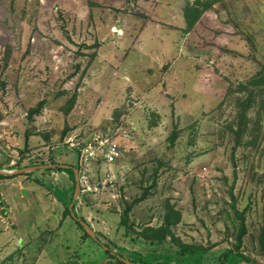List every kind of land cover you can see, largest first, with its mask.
Segmentation results:
<instances>
[{
	"label": "rangeland",
	"instance_id": "374dc122",
	"mask_svg": "<svg viewBox=\"0 0 264 264\" xmlns=\"http://www.w3.org/2000/svg\"><path fill=\"white\" fill-rule=\"evenodd\" d=\"M105 139L124 158L82 165ZM0 154L2 170L56 166L23 174L46 189L14 212L24 242L0 264L115 263L103 245L264 264V0H0Z\"/></svg>",
	"mask_w": 264,
	"mask_h": 264
},
{
	"label": "trees",
	"instance_id": "16d2710c",
	"mask_svg": "<svg viewBox=\"0 0 264 264\" xmlns=\"http://www.w3.org/2000/svg\"><path fill=\"white\" fill-rule=\"evenodd\" d=\"M187 6L188 7H186V9H185L186 19L192 25V22L194 21L196 16L194 17L193 20H191L190 19V12L192 10H194V8H190V4H187ZM257 82H255V83H257ZM72 107H73V103H71L70 108L72 109ZM37 112H38V110H37ZM174 140H175V136H173V138H172V141H174ZM22 168L23 167H19V169H22ZM0 169H3L1 167V165H0ZM63 171L65 173H67V171L71 173L70 178L73 181V187L75 189L76 183H75L74 171L72 169H67V171H65V170H63ZM0 178H5V176L0 175ZM74 191L75 190H73V196H74ZM73 196H72V199L70 200V203L73 200ZM167 211L168 212H167V216H166V222L171 223V225L178 224L179 221L181 220V218H180L181 215L178 213V214H176V218H174L172 214L175 210L171 206L168 207ZM68 215H70L69 206H68V210H67V216ZM76 224L84 232L85 236L89 237V235L83 229V227L80 225V223H78L76 221ZM126 224H127L126 220L122 219L121 225L126 226ZM166 231H169V228H164V227H160L157 229L156 228H147L145 230V232L143 233V238H145V239L153 238L154 240L161 241L167 236ZM150 232L155 233V234L153 236H150ZM244 235H245V232H243L241 234V240H242V237ZM260 237H261V243L264 247V230H263ZM103 246L109 248V251H107L108 256H109V258L115 260V263L109 262L108 264H125L117 256L111 254V251H113V250L111 249V247L109 245H103ZM116 249L121 254L120 256H124L125 253L129 254L128 256L126 255V257L128 258V260H130V262H132L134 264H170L171 262H174V261H177L179 264H203V258L206 255V249L205 248L193 247V246H183L182 249L180 250V256H157V257H153V256L145 257L141 253L135 252V251L127 252L126 249L120 248L118 246L116 247ZM218 261H219V264H241V263L254 264L250 261V259L245 257L243 254L235 253L231 250L226 251L221 257L218 258Z\"/></svg>",
	"mask_w": 264,
	"mask_h": 264
},
{
	"label": "crops",
	"instance_id": "0c3cea01",
	"mask_svg": "<svg viewBox=\"0 0 264 264\" xmlns=\"http://www.w3.org/2000/svg\"><path fill=\"white\" fill-rule=\"evenodd\" d=\"M3 163L4 161L0 158L2 168H4ZM27 177L16 175L0 178V259H9L10 253L14 252L12 250L13 245H17V242H24L18 229L19 222L13 218L14 212L24 211V204L21 203H25L26 200L31 202L36 200V187L45 188V183L41 179L36 178L35 181H30L27 180ZM29 185H34L31 189L33 195L27 189ZM60 202L62 203L63 200H60Z\"/></svg>",
	"mask_w": 264,
	"mask_h": 264
},
{
	"label": "water",
	"instance_id": "95a60500",
	"mask_svg": "<svg viewBox=\"0 0 264 264\" xmlns=\"http://www.w3.org/2000/svg\"><path fill=\"white\" fill-rule=\"evenodd\" d=\"M60 167L62 169H72L75 173V183H76L75 184L76 185L75 186V198H74V200L70 206V211H72L73 207H74L75 199H77V196L80 192L78 170L74 169L72 167H69V166H65V165L60 166ZM54 169H56V166H54V165L34 166V167L24 168V169L15 170V171H7V170L0 169V175L7 177V176L23 175V174H29V173L37 172V171L54 170ZM71 214H72L74 220L77 221L78 223H80V225L87 232V234H89L92 238H94V240H96V242L101 243L98 239H96L95 232H94L92 226L87 224L84 220L80 219L79 217L75 216L73 213H71ZM103 248L106 251H109V248H107L105 246H103ZM111 254L117 256L125 264H134V263L130 262L129 260H127L124 256L117 255L112 251H111ZM245 264H248V263H245Z\"/></svg>",
	"mask_w": 264,
	"mask_h": 264
},
{
	"label": "built area",
	"instance_id": "2783aa9c",
	"mask_svg": "<svg viewBox=\"0 0 264 264\" xmlns=\"http://www.w3.org/2000/svg\"><path fill=\"white\" fill-rule=\"evenodd\" d=\"M117 142H110L109 139L99 141L98 144H88L85 152L87 155L82 157V165L88 160H99L102 158L107 164H116L124 158V152ZM16 162L12 161L11 166H15Z\"/></svg>",
	"mask_w": 264,
	"mask_h": 264
}]
</instances>
